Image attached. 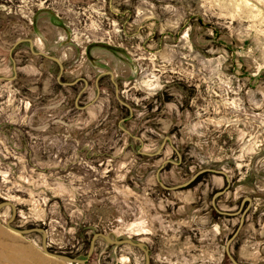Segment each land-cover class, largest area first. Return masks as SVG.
Wrapping results in <instances>:
<instances>
[{
  "label": "rangeland",
  "instance_id": "rangeland-1",
  "mask_svg": "<svg viewBox=\"0 0 264 264\" xmlns=\"http://www.w3.org/2000/svg\"><path fill=\"white\" fill-rule=\"evenodd\" d=\"M5 200L84 264H264V0H0ZM11 215L0 264H81Z\"/></svg>",
  "mask_w": 264,
  "mask_h": 264
},
{
  "label": "water",
  "instance_id": "water-1",
  "mask_svg": "<svg viewBox=\"0 0 264 264\" xmlns=\"http://www.w3.org/2000/svg\"><path fill=\"white\" fill-rule=\"evenodd\" d=\"M4 206H10L12 208V215L6 222L7 227L9 229H11L12 231L17 232V233H21V234L29 233V232H32V231H40L42 233V236H43L42 247H43L44 252L47 253L48 255L53 256V257H57V258H61V259H64V260H67V261H70V262L81 263V264H84L87 261V259H80V258H77V257H71V256H68L66 254L50 250L49 247H48V244H47V231L43 227H30V228H24V229H18V228L13 227L11 225V222H13V220L15 219V216H16L17 211H18V207H17V205L14 202L9 201V200H5V201H1L0 202V208H2ZM98 237H102L106 241H108V242H110L112 244H117V245L130 244V245H134V246L138 247L145 254V258H146L145 264H150L149 250H148V248H147V246H146V244L144 242L134 241L132 239H112L110 235L105 234L103 232H97V233L93 234L92 239H91V243H90V247H89V250H88L87 257H89L91 255V253L93 252V249H94V246H95V240ZM230 257H231V255H230ZM231 259L234 262V264H238L237 261L233 257H231Z\"/></svg>",
  "mask_w": 264,
  "mask_h": 264
},
{
  "label": "crops",
  "instance_id": "crops-1",
  "mask_svg": "<svg viewBox=\"0 0 264 264\" xmlns=\"http://www.w3.org/2000/svg\"><path fill=\"white\" fill-rule=\"evenodd\" d=\"M126 59H127V61L124 60L125 65L128 64L131 67V65H132L131 60H128V58H126Z\"/></svg>",
  "mask_w": 264,
  "mask_h": 264
},
{
  "label": "bare ground",
  "instance_id": "bare-ground-1",
  "mask_svg": "<svg viewBox=\"0 0 264 264\" xmlns=\"http://www.w3.org/2000/svg\"><path fill=\"white\" fill-rule=\"evenodd\" d=\"M4 248H5V247H1V246H0V249H4Z\"/></svg>",
  "mask_w": 264,
  "mask_h": 264
}]
</instances>
